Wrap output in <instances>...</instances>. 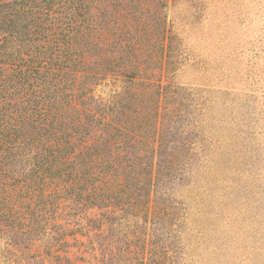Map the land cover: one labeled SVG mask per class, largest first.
<instances>
[{
    "label": "rangeland",
    "instance_id": "obj_1",
    "mask_svg": "<svg viewBox=\"0 0 264 264\" xmlns=\"http://www.w3.org/2000/svg\"><path fill=\"white\" fill-rule=\"evenodd\" d=\"M99 3L83 143L108 195L0 223V264H264V0Z\"/></svg>",
    "mask_w": 264,
    "mask_h": 264
},
{
    "label": "trees",
    "instance_id": "obj_2",
    "mask_svg": "<svg viewBox=\"0 0 264 264\" xmlns=\"http://www.w3.org/2000/svg\"><path fill=\"white\" fill-rule=\"evenodd\" d=\"M99 2L0 0L4 225L30 217L41 226L60 216L66 203L76 207L78 195L95 201L108 195L111 183L99 176L103 155L83 143L91 115L84 97L89 80L98 78L90 49L100 26Z\"/></svg>",
    "mask_w": 264,
    "mask_h": 264
}]
</instances>
